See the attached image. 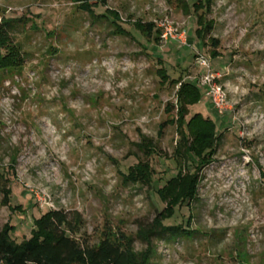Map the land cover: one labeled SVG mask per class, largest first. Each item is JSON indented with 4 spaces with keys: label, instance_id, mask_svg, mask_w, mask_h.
<instances>
[{
    "label": "rangeland",
    "instance_id": "obj_1",
    "mask_svg": "<svg viewBox=\"0 0 264 264\" xmlns=\"http://www.w3.org/2000/svg\"><path fill=\"white\" fill-rule=\"evenodd\" d=\"M213 2L214 30L199 42L196 16L169 0H107L95 12L108 19L71 0H0V24L20 21L13 38L25 59L0 72V167L11 189V206L0 196V229L15 228L12 240L29 239L35 220L61 210L80 215L81 239L125 236L154 253L149 264H264V0ZM107 10L129 36L115 33ZM165 21L190 43L147 40L134 27L162 32ZM201 56L227 95L222 114L200 86ZM180 80L199 86L204 98L189 117L214 120L219 141L197 199L165 223L190 236H151L149 245L141 231L165 208L156 191L177 175L179 86L170 82ZM141 162L154 169L151 187L124 182Z\"/></svg>",
    "mask_w": 264,
    "mask_h": 264
},
{
    "label": "trees",
    "instance_id": "obj_2",
    "mask_svg": "<svg viewBox=\"0 0 264 264\" xmlns=\"http://www.w3.org/2000/svg\"><path fill=\"white\" fill-rule=\"evenodd\" d=\"M71 1L93 19H108L107 16H100L95 12L99 7H107V0ZM92 1L96 4H91ZM169 1L176 3L185 15L196 16L198 29L195 35L199 42L205 41L211 35L214 23L208 21L207 16L212 13L213 0H194L192 5L188 0ZM107 14L116 20V34L130 35L117 24L121 21L117 12L107 10ZM19 22L10 19L1 21L0 72L11 73L25 64L23 48L16 44L13 38V32ZM134 27L147 40L155 39L159 42L161 39V30L153 23L136 22ZM211 41L213 47L219 46L217 40ZM212 57L217 59L219 54L214 51ZM158 75L163 84L169 82L163 70L158 71ZM170 84L179 86L176 94L177 116L171 121L179 128L180 140L172 159L177 175L156 191L165 208L158 214L152 231H141V238L149 245L151 236H168L171 239L190 236L183 227L168 226L165 223L172 221L177 211L188 208L190 203L197 199L202 173L213 163L219 141L214 120L201 113L189 117L190 108L201 103L204 98L200 88L196 84L181 80ZM152 155L149 152V157ZM190 167H193L192 171ZM123 178L127 184L151 187L154 169L149 162H141L129 168L128 174L123 175ZM6 182L9 180L0 167V196L4 197L5 205L11 206V189H7ZM79 216L77 213L70 215L61 210L49 211L34 221L31 237L21 243L11 239L15 228L9 226L4 230L0 229V264H149L154 253L150 249L137 252L132 245L133 241L125 236L119 237L109 233L97 245H91L84 238L81 239L82 220Z\"/></svg>",
    "mask_w": 264,
    "mask_h": 264
},
{
    "label": "built area",
    "instance_id": "obj_3",
    "mask_svg": "<svg viewBox=\"0 0 264 264\" xmlns=\"http://www.w3.org/2000/svg\"><path fill=\"white\" fill-rule=\"evenodd\" d=\"M161 27L164 28L161 39L166 43L169 41H177L183 46H187L189 44L188 39L185 36V32L183 33L180 29L178 30L177 28H174L172 23L165 21L161 24ZM198 60L200 61V65L206 69L205 73L201 77L200 86L204 90V95L209 99L213 109L219 114H222L225 111L227 95L221 86L215 84V78L211 74V66L209 65V62L202 56Z\"/></svg>",
    "mask_w": 264,
    "mask_h": 264
}]
</instances>
